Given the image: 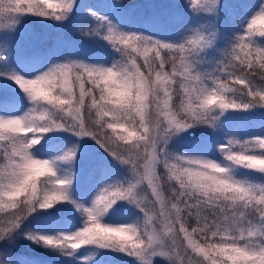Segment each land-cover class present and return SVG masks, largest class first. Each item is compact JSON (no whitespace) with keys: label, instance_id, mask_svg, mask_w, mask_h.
I'll list each match as a JSON object with an SVG mask.
<instances>
[{"label":"snow or ice","instance_id":"obj_1","mask_svg":"<svg viewBox=\"0 0 264 264\" xmlns=\"http://www.w3.org/2000/svg\"><path fill=\"white\" fill-rule=\"evenodd\" d=\"M33 253L264 264V0H0V264Z\"/></svg>","mask_w":264,"mask_h":264},{"label":"trees","instance_id":"obj_2","mask_svg":"<svg viewBox=\"0 0 264 264\" xmlns=\"http://www.w3.org/2000/svg\"><path fill=\"white\" fill-rule=\"evenodd\" d=\"M86 3H92L93 6H95V0H85ZM127 3L130 4H135V7L137 8V10H141V9H147L153 6V4L157 7H163L165 6L166 0H126ZM31 30L39 35H44V34H48L49 36L54 35V28L53 27H46L44 25H40L38 23H33L30 25ZM36 46H43L44 45V41L40 40V41H36L35 42ZM59 139H61L62 141H64L65 143H74L75 142V138H72L70 136H68L67 134H64L63 136L59 137ZM35 255H40L42 257L45 258L46 260V264H66L65 261H57L55 259H51V258H47L45 256V254L43 253H33Z\"/></svg>","mask_w":264,"mask_h":264},{"label":"rangeland","instance_id":"obj_3","mask_svg":"<svg viewBox=\"0 0 264 264\" xmlns=\"http://www.w3.org/2000/svg\"><path fill=\"white\" fill-rule=\"evenodd\" d=\"M84 147H85V151H87L89 153H91L93 151V148H94V146L91 143H86L84 145ZM89 163H90L89 161H85L84 166L87 167Z\"/></svg>","mask_w":264,"mask_h":264}]
</instances>
